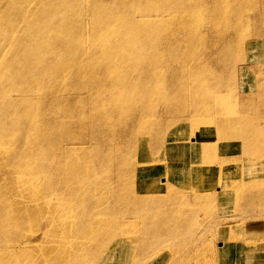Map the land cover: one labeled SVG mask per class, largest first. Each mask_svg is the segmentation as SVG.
Listing matches in <instances>:
<instances>
[{
  "label": "bare ground",
  "instance_id": "6f19581e",
  "mask_svg": "<svg viewBox=\"0 0 264 264\" xmlns=\"http://www.w3.org/2000/svg\"><path fill=\"white\" fill-rule=\"evenodd\" d=\"M4 1L0 264H264V0Z\"/></svg>",
  "mask_w": 264,
  "mask_h": 264
},
{
  "label": "rangeland",
  "instance_id": "374dc122",
  "mask_svg": "<svg viewBox=\"0 0 264 264\" xmlns=\"http://www.w3.org/2000/svg\"><path fill=\"white\" fill-rule=\"evenodd\" d=\"M100 3H102V4H108V5H112L111 7H110V9H109V11H111V13H114L115 11H116V9H115V6H114V0H98ZM0 5H1V7H2V13L4 12V10H5V8H6V3H5V1L4 0H0ZM115 9V10H114ZM3 15V14H2ZM1 15V16H2ZM100 15H102V13L100 14ZM86 32L88 33L87 35H89V34H91L92 32H95V27L94 26H92V25H90L89 27H87L86 28ZM250 58V57H249ZM250 60V61H249ZM243 64V66H241ZM241 65L239 64V66H241L242 67V69L246 66H251V65H254V66H256V68H255V70L257 71V73H259V72H264V64H262V63H256V60H254V59H248L247 61H246V64L245 63H242ZM258 66V67H257ZM241 69V68H240ZM241 69V70H242ZM252 96H253V91H250V90H248V89H243V91L241 92V97H244V98H252ZM251 101H252V108L250 109V112H249V115L251 114V115H255V118L256 119H258L259 118V114H260V109H259V111H258V108H259V104H260V102L257 100V98L256 99H251ZM259 102V103H258ZM259 123V127H261V125H262V119H258V120H256V123ZM234 126V123H224L223 121H219V120H217V122H216V134H218V135H221V133L223 132V131H228L230 134L227 136V138H233L234 136H232L231 135V132H233L232 130H233V127ZM236 126H237V124H236ZM237 127H240V126H237ZM240 128H242V127H240ZM244 128H249V126H244ZM229 130H231V132L229 131ZM234 156V154H224L223 155V157H222V161L223 162H232V157ZM231 170H234L235 171V175H237L238 173H239V171H240V169H236V167H234V166H229L227 169H226V174H229L230 173V171ZM253 183H251V185H252ZM247 193H245V195H247L248 194V191H246ZM231 202L229 203V205H226L225 206V202H224V205H218L217 204V202H216V204H213L211 207H207L206 208V206H203L202 208H200V210H199V212H201L200 213V215L199 216H197L198 217V219H197V217L196 218H194V219H192V221L190 222V223H186L187 224V226H192V228L190 229V232H191V234H195L196 235V233H198L199 231H200V229L202 228V226H204L205 224L204 223H206V226L208 227V228H206V229H213L214 227H216V225L215 224H217L216 222H220L221 220H223L224 218V220H232V217L231 216H233V217H235L234 215H236V213L238 212L239 214L241 213V214H249V213H252L251 212V210H252V208H253V206H252V208L250 209V208H248V211H247V213L245 212L246 211V204H247V202H245V199L244 198H237V202L236 203H234V201L233 200H230ZM215 205H216V207H215ZM238 208V211L237 210H235V208L236 207ZM246 206V207H245ZM214 207V208H213ZM221 207V208H220ZM257 207V206H256ZM226 208V209H225ZM255 208V207H254ZM218 209V210H217ZM233 209H234V211H233ZM240 209V210H239ZM250 209V210H249ZM189 210V209H188ZM187 210V211H188ZM245 210V211H244ZM263 209L262 208H259V207H257L256 209H254V212L256 213V214H258V213H261V211H262ZM210 211H215L214 213H213V215H211V213L212 212H210ZM237 211V212H236ZM245 212V213H244ZM263 212V211H262ZM209 213V214H208ZM233 213V214H232ZM237 213V214H238ZM230 214V215H229ZM156 213L155 212H153L150 216H151V219L153 220H156L155 219V217H156ZM224 215H225V217H224ZM205 216V217H204ZM210 216V217H209ZM216 216V217H215ZM228 216V217H227ZM224 217V218H223ZM241 217H243V216H241ZM213 218V220H211ZM221 218V219H220ZM231 218V219H230ZM236 218V217H235ZM199 219H200V221H199ZM203 220V221H202ZM205 220H206V222H205ZM217 220V221H216ZM234 220V219H233ZM248 221H245V222H243V220L241 221L242 222V224H240V225H242V226H238V227H235V228H232V230H225L224 231V234H227V232H228V234L229 235H231V234H233V235H235V236H238V237H240V238H243V236H242V233L243 234H245V232H246V230L248 229V227H249V224L251 223L252 225H253V222H251V221H249L250 219H247ZM207 221H211V222H207ZM229 221V222H230ZM198 222V223H197ZM247 222V223H246ZM209 223V224H208ZM212 223V224H211ZM215 223V224H214ZM255 223V222H254ZM210 225H211V227H210ZM149 224H145V225H143V229H144V231L145 230H147L148 228H149ZM213 226V227H212ZM254 227V226H253ZM240 228H242V229H240ZM236 229V230H235ZM250 229V228H249ZM248 229V230H249ZM189 232V229L187 230V231H184L183 233H184V235L186 234V233H188ZM239 232H240V234H239ZM240 235V236H239ZM182 237V236H181ZM155 251V250H154ZM114 255H116V254H114ZM166 257V256H165ZM239 257L237 258L236 257V263H239ZM163 262H159L158 264H162ZM140 264H145L144 262H142V263H140Z\"/></svg>",
  "mask_w": 264,
  "mask_h": 264
}]
</instances>
